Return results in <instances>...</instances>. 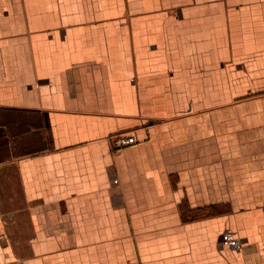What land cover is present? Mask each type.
<instances>
[{
    "label": "crops",
    "instance_id": "1",
    "mask_svg": "<svg viewBox=\"0 0 264 264\" xmlns=\"http://www.w3.org/2000/svg\"><path fill=\"white\" fill-rule=\"evenodd\" d=\"M258 86L264 0H0V264H264Z\"/></svg>",
    "mask_w": 264,
    "mask_h": 264
},
{
    "label": "built area",
    "instance_id": "2",
    "mask_svg": "<svg viewBox=\"0 0 264 264\" xmlns=\"http://www.w3.org/2000/svg\"><path fill=\"white\" fill-rule=\"evenodd\" d=\"M219 243L221 245H227L229 248L239 250L242 247L240 239L231 230L222 232L219 236Z\"/></svg>",
    "mask_w": 264,
    "mask_h": 264
},
{
    "label": "rangeland",
    "instance_id": "3",
    "mask_svg": "<svg viewBox=\"0 0 264 264\" xmlns=\"http://www.w3.org/2000/svg\"><path fill=\"white\" fill-rule=\"evenodd\" d=\"M257 88L259 89V91H258L259 93L264 92V86H258Z\"/></svg>",
    "mask_w": 264,
    "mask_h": 264
}]
</instances>
